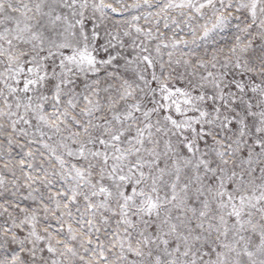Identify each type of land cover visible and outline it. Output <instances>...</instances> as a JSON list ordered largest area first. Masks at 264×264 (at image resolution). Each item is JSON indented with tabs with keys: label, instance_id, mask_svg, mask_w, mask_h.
Instances as JSON below:
<instances>
[{
	"label": "snow or ice",
	"instance_id": "1",
	"mask_svg": "<svg viewBox=\"0 0 264 264\" xmlns=\"http://www.w3.org/2000/svg\"><path fill=\"white\" fill-rule=\"evenodd\" d=\"M0 264H264V0H0Z\"/></svg>",
	"mask_w": 264,
	"mask_h": 264
}]
</instances>
